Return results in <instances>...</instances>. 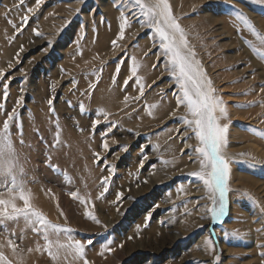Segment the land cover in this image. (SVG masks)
<instances>
[{
  "label": "rangeland",
  "instance_id": "374dc122",
  "mask_svg": "<svg viewBox=\"0 0 264 264\" xmlns=\"http://www.w3.org/2000/svg\"><path fill=\"white\" fill-rule=\"evenodd\" d=\"M233 2L264 36V5L254 0ZM169 3L196 58L224 99L231 121L226 151L236 162L231 165L225 215L219 221L212 222L210 216L200 219L197 212L184 214L183 201L196 199L203 190L198 191L199 182L187 175L198 170V164L189 160L191 149L185 148L182 135L185 129L179 117L186 110L177 109L172 93L178 92L179 85L165 67L167 58L157 59L161 50L152 39L153 31L141 27L143 18L138 16L124 39L116 47L112 45L120 11L132 9V0H84L83 4L79 0H44L38 8L36 0H25L23 5L20 0H0V71L6 74L4 82H10L6 109H0V145L3 152L8 151L7 138L11 137L24 169L21 179L47 218L72 228L76 239L93 240L86 249L91 264H212L216 257L204 247L209 236L220 253L217 264H264V249L258 247L264 244V154L251 144L258 140L255 143L264 149V44L230 16L233 10L222 0ZM28 8L35 11L28 13ZM134 10L139 14L138 8ZM24 16L28 18L22 23ZM13 24L22 30L19 34ZM34 29L41 35H35ZM81 34L84 39L78 47ZM21 46L23 52H19ZM118 63L123 66L114 79ZM133 66L145 93L139 101L126 104V95H139L135 77L124 86ZM161 88L167 93L163 101ZM21 95L23 104L4 132L6 113L17 107ZM152 104L157 107L150 116L147 106ZM173 111L176 117L170 115ZM103 113H108V120ZM94 120L100 121L95 128ZM110 126L106 159L114 171L106 199L97 201L100 180L109 172L103 162H96L94 153L103 152L101 134ZM112 139L117 143L112 144ZM187 143L195 146L198 141L193 137ZM123 145H127L126 151H122ZM144 156L147 159L141 167ZM180 185L187 186L189 195L177 199ZM72 191L95 204V214L106 228L83 215L84 206L71 198ZM118 191L124 198L113 204ZM149 213L151 219L146 221ZM8 228L16 232L17 243L25 249L22 264H70L71 257L54 259L46 252L28 253L27 248L45 242L23 221L18 226L10 223ZM130 236L135 238L129 240ZM108 239L114 240L115 251L102 258L100 245ZM121 243L123 248L118 247Z\"/></svg>",
  "mask_w": 264,
  "mask_h": 264
},
{
  "label": "snow or ice",
  "instance_id": "6c2138e0",
  "mask_svg": "<svg viewBox=\"0 0 264 264\" xmlns=\"http://www.w3.org/2000/svg\"><path fill=\"white\" fill-rule=\"evenodd\" d=\"M115 3V0H113ZM222 2L228 4L233 12L230 16H234L236 20L242 22L253 34L257 36L262 44H264V36H261L258 32L255 24L251 22L250 18L242 9L238 8L233 0H222ZM255 3L264 5V0H254ZM25 0H20V5H23ZM44 3V0H36V7ZM79 3L83 4L84 0H79ZM133 8L129 9L127 13L120 11L118 17V32L116 38L112 40L113 47L117 46V41L124 39L126 29L131 28L133 20L138 16L142 17L141 27L150 28L154 35L153 40L158 41L160 53L157 59L161 56L167 58L165 65L174 79V83L179 85V90L176 93H172L176 98V106L179 109L181 106L186 110V114L180 116L179 119L184 126L185 131L183 137L185 138V148L191 149L189 153V160L198 164V170L188 172L187 175L194 177L199 182L197 188L198 191L203 190V194L194 200H184L182 206L184 208V214L186 216H192L194 212L200 214V219L211 218V221H219L226 211V203L231 191L229 181L231 176V165L236 162L227 153L228 147V132L230 126V119L228 116L227 107L222 96L218 94V90L214 87L213 81L208 77L205 69L203 68L201 61L196 58V54L189 45L184 29L178 23V17L173 14L172 7L169 0H132ZM138 8L139 14L134 10ZM20 10L19 6L16 9ZM34 8H28L27 12H34ZM77 12L80 9L76 10ZM27 16L21 17V22L27 20ZM103 22V18L102 21ZM67 23V22H66ZM17 32L22 30L17 28V25H12ZM110 27V25H109ZM35 35L40 36L37 30H33ZM96 32V29H93ZM84 39V34H81L77 41V46L80 45V40ZM156 47V44H153ZM24 48L21 46L19 52H23ZM151 51V49H149ZM19 55V53L17 54ZM147 55V53H145ZM134 59V58H133ZM264 59V57H262ZM123 65L118 63L114 79L118 77L120 68ZM9 68L12 67L10 63ZM155 68L156 65L154 64ZM23 72V70H21ZM132 75L127 77L124 81V86H128L129 80L135 77V82L139 86V95L135 97H129L126 95L124 101L126 104L132 101H139L145 93V85L142 78L136 75V68H131ZM6 74L0 71V85L3 89L4 102L0 103V109H6L8 99L10 97L9 83H5ZM55 82L52 84L53 90L56 87ZM155 83V81H153ZM75 87V84L73 85ZM95 85L89 84V89H94ZM147 87H151L148 85ZM264 91V87L261 88ZM23 92V89H21ZM247 94V93H245ZM161 101L167 99V93L163 88L159 90ZM23 95H21L17 101V107H14L10 113L7 114V119L3 124V131L8 132L10 122L17 116L18 107L23 104ZM48 105H53V99H48ZM238 107H245V105H237ZM252 106V105H247ZM149 108L148 115H153L151 109L157 107L156 104L147 106ZM103 118L108 120V113H103ZM172 117H176V111L171 112ZM99 120L92 122L93 128L99 125ZM176 132H180V129H175ZM22 137V125L20 128ZM112 133V127L110 126L107 131L103 132L101 147L103 152L94 153L97 163L103 162L107 166L109 175L103 176L100 180L99 187L101 191L96 196L97 201L106 199V194L109 193V184L113 175V167L108 164L106 159V153L109 151L110 144L107 137ZM59 136V133H57ZM264 136V133H261ZM195 138L198 141L197 145L187 143L188 139ZM112 144H116V140H111ZM8 151L10 158L7 161L0 160V264H22L25 249L17 243V234L13 229L8 228V224L19 225L21 221L25 223L26 227H30L31 231L38 236H41L45 242L43 245L37 243L35 249L27 248L28 253L46 252L54 259L63 257L67 259L71 257L70 264H76L77 261H82V264H91L86 258V249L88 246L93 245L92 239H76L72 233L74 230L70 227L62 226L57 223L51 222L47 216L33 203V197L30 189L27 188L25 182L21 179L24 173V169L19 165L18 157L15 155V150L10 141H7ZM122 151L127 150V145H123ZM3 153V145H0V154ZM246 154H241L244 156ZM141 161V167L144 160ZM252 166L257 165L256 162L250 160H244ZM169 163L168 161L164 162ZM103 171V169H102ZM51 193V189L47 190ZM177 199L181 196H188L187 186L180 185L177 188ZM171 194H169L170 196ZM245 195H248L245 193ZM70 196L73 200L79 201L84 206L83 215L92 223L106 228V225L102 224V221L95 214V204L89 201L87 198L82 197L79 192L72 191ZM124 198L123 192H116V199L112 201L116 204ZM251 198V197H249ZM131 199V197H128ZM205 201V203H201ZM191 205V207H189ZM59 208V204H57ZM158 208L159 205L157 204ZM119 210V209H118ZM264 211V209H262ZM60 215L64 216L63 211H60ZM151 219V213H149L145 220ZM147 226V224L145 225ZM196 227H203V225H196ZM140 230V226L137 225V231ZM23 230L19 237L21 243L23 241ZM134 236L128 237L129 240L134 239ZM114 240L108 239L105 243L100 245L99 255L105 257L106 254L115 251L113 247ZM118 247L123 248L124 244L121 243ZM205 250L209 254L215 255L216 259L212 264H217L219 260V251L213 242V239L209 236L204 240ZM258 247L264 249V244L258 245ZM7 252V254H6ZM261 257L264 258V252L261 253Z\"/></svg>",
  "mask_w": 264,
  "mask_h": 264
},
{
  "label": "bare ground",
  "instance_id": "6f19581e",
  "mask_svg": "<svg viewBox=\"0 0 264 264\" xmlns=\"http://www.w3.org/2000/svg\"><path fill=\"white\" fill-rule=\"evenodd\" d=\"M258 21V20H257ZM264 22V21H263ZM259 24V23H258ZM115 108V107H114ZM256 139H254L255 141ZM258 141V140H256ZM255 141V142H256ZM255 142H251L252 146L254 147V149L258 152V153H261V154H264V149L261 147V145H259V143H255ZM264 145V144H263ZM261 147V148H260ZM264 147V146H263ZM263 156V155H262Z\"/></svg>",
  "mask_w": 264,
  "mask_h": 264
},
{
  "label": "clouds",
  "instance_id": "9594fccd",
  "mask_svg": "<svg viewBox=\"0 0 264 264\" xmlns=\"http://www.w3.org/2000/svg\"><path fill=\"white\" fill-rule=\"evenodd\" d=\"M7 140L10 141L11 144H13L11 137H8ZM8 158H9V152L8 151H4L2 154H0V160L6 161V160H8Z\"/></svg>",
  "mask_w": 264,
  "mask_h": 264
}]
</instances>
